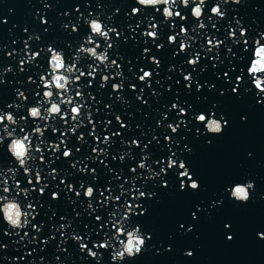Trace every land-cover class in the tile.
<instances>
[{
	"label": "water",
	"instance_id": "obj_1",
	"mask_svg": "<svg viewBox=\"0 0 264 264\" xmlns=\"http://www.w3.org/2000/svg\"><path fill=\"white\" fill-rule=\"evenodd\" d=\"M194 2L185 7L177 0L174 9L161 3L155 6L161 8L157 12L137 0H0V110L11 111L18 120L17 125L5 121L9 131L16 128L12 137L0 130L5 136L0 142V197L5 198L0 201V264H248L264 239L258 236L264 232V92L257 94L247 72L257 58L252 55L254 41L264 32V0H205L200 19L191 14ZM214 4L220 5L223 17L211 13ZM133 7L141 11L132 13ZM165 7L186 19H165ZM91 19H100L105 30L116 29L107 41L93 36L100 44L97 54L107 49V68L90 53L77 51L81 44L95 46L86 43ZM201 21L203 29L198 27ZM153 23L156 38L145 35ZM181 25L187 34L180 33ZM169 35L176 40L169 42ZM210 38L222 43L209 45ZM181 41L187 45L184 50ZM49 46L59 51L63 67L57 69L52 59L48 64ZM197 55L196 65L190 64ZM74 62L85 72L80 81H74L78 72L68 71V63ZM90 64L96 68L94 77L87 75ZM141 69L152 76L141 81ZM48 73L62 76L64 88L53 79L44 88L40 76L50 79ZM255 75L264 77V71ZM113 84L122 87L113 89ZM43 91H51V97H43ZM77 91L82 97H76ZM58 93L71 94L74 103L82 105L78 119L72 120L71 104L59 105L62 113L47 121L28 115V108L38 104L43 105L41 116L45 108L50 115L51 104L60 100ZM200 112L222 116L227 121L222 133H208L205 124L195 120ZM63 113L67 116L62 119ZM170 124L178 126L176 132ZM36 126L44 129L42 136L31 133ZM20 128L33 142L28 152L34 158H24L29 174L8 151L22 139ZM56 144L59 148L53 147ZM65 148L71 150L70 157L63 156ZM169 157L177 166L167 167ZM141 160L144 168L139 167ZM181 160L199 182L197 190L179 176ZM5 179L10 193L2 191ZM17 181L27 194L17 193ZM246 181L254 182L250 199L242 203L231 198V186ZM88 186L95 189L91 198L83 195ZM9 205H15L11 212L24 208L32 213L26 227L10 228L3 220ZM114 221H121L126 230L139 226L146 240L140 254L112 260V252L119 250ZM106 239L107 248L94 247ZM189 250L193 255L185 254Z\"/></svg>",
	"mask_w": 264,
	"mask_h": 264
},
{
	"label": "clouds",
	"instance_id": "obj_2",
	"mask_svg": "<svg viewBox=\"0 0 264 264\" xmlns=\"http://www.w3.org/2000/svg\"><path fill=\"white\" fill-rule=\"evenodd\" d=\"M175 2V0H137V3L141 6H152L155 7L158 4L163 3L164 5L168 6L170 4H173ZM238 2V0H237ZM181 3L187 7L189 5L188 0H181ZM204 0H201L200 4H196L195 2L193 3V6L191 8V14L194 18L196 19H200L203 15V8H204ZM203 6V7H201ZM155 8H159V7H155ZM193 8L195 9V11H193ZM220 8L219 4H214L211 8V13L214 15H217L219 17H223L224 16V12L223 13H218L217 9ZM137 7H133L132 8V13H137ZM197 9H199V12H197ZM163 15L165 17V19H169L172 18L176 15H179V11H175L173 12L171 10L170 7H165L164 8V12ZM182 19H186L185 16L181 17ZM90 30H91V34L87 36L86 38V43L92 44L95 43V48L91 47V48H85L84 44H81L80 48L77 50L78 53L81 51L84 52H88L91 54V57L94 58L95 60L99 61V63H103L105 65V67L107 68V61H108V53H107V49H105L104 51H101L100 54H97L95 49L96 48H100V44L98 42H94L93 40V36H96L97 34L102 37L104 40H108L109 36L105 35L104 31H103V22L100 19H91L90 21H88ZM97 25H100V28H97ZM156 25H154L153 27H155ZM181 32L180 33H184L187 34V28L184 27V25H181ZM198 27H205V25L203 24V22L201 21V23L198 25ZM73 30L75 31V27L73 28ZM108 31L111 32H115L116 29L115 28H110L108 29ZM242 34H245V30H241ZM176 35H169L168 40L169 42H174ZM156 38V37H155ZM260 39H264V32L259 33L258 38L255 39L254 41V49H253V57H257L256 59L252 58V62L247 69H249L248 74L249 76L252 78V84L254 85L255 89L257 90V94L264 92V77H260L255 75V73L257 72H261L264 71V53L260 52V45H259V40ZM245 45L247 46V43H245ZM186 43L184 41H181L180 43V49L184 50L185 49ZM109 48L112 47L111 44L108 45ZM159 47V46H158ZM48 49H51V46H49ZM62 53V51H60ZM38 52L37 53H33V57L38 56ZM50 59H52V57L49 58L48 64L50 62ZM76 60H78V55L75 57ZM191 61V59L189 60ZM112 64H116L115 60H112ZM50 66V65H49ZM57 69H59V62L58 64L55 66ZM71 67H75V62L73 63V65H71ZM89 68L92 67V65H88ZM253 67H256L257 71L256 72H252L250 69H252ZM94 71H96V69H94ZM49 74V73H48ZM117 75H119V73H117ZM62 77V76H61ZM107 75H104V79L106 81L107 79ZM63 78V77H62ZM31 79V78H30ZM54 81L57 80V76L52 78ZM241 79L240 76L237 77V81H239ZM40 80H45V75H41L40 76ZM75 81H80L79 78H75ZM103 86V85H102ZM60 88H64V85L61 84L59 86ZM44 88H47V86L45 85ZM116 88V84H113V89ZM233 91H235V89H233ZM51 91H45V95L43 97H51ZM60 97L61 103L62 104H71V109L77 108V107H82V105L78 104V103H74V98L73 96L70 94L69 96L65 97L63 95V93H58L57 94ZM76 97H82V93L80 91H77L75 93ZM24 99H27V97H25ZM39 105V104H38ZM37 105V106H38ZM9 107H11V105H9ZM36 106H31L28 108V113L29 116L32 118H36L33 117L31 115L33 109ZM60 106L57 105L55 102H53L51 104L50 107V115L47 118H44L43 120L47 121L49 119V117H51L54 114H61V112L57 111V109ZM72 113V120H76L78 115H81L78 112L75 111H71ZM6 115H10V114H6ZM90 115V114H89ZM204 115L203 113H199L197 115H195V120L197 122H201L205 124V128L207 130L208 133H212V134H220L222 133L224 126H226L227 121L223 119V117L221 116L220 119L215 118V113H211V115L208 117V122H204L203 120L200 119V117ZM65 116H67V113H63L61 115V118L63 119ZM21 119H26L25 117H21ZM243 119V117H242ZM67 122V121H65ZM91 122V121H90ZM47 127V124L45 125V128ZM39 128H37L36 130H34L35 132H39ZM54 132L56 131L55 129L53 130ZM2 142V141H0ZM36 150L40 151V147L39 145H36ZM8 151L11 153L12 157L15 158L16 160V156L12 153V147L8 146ZM95 151V150H94ZM42 159V158H41ZM121 159H123V156L121 157ZM169 161H170V157H169ZM25 163L26 161L24 160V163H20L18 161V165L20 167H25ZM144 164L143 160L140 161L139 166L142 167V165ZM171 167V162H170V167ZM179 168H184L185 171L184 172H179V176L181 178L184 177L185 173L188 174V180L190 181V184L188 185L191 189L193 190H197L199 188V182L195 179H192V175L190 174L188 168L186 167V164L183 160L180 161V166ZM134 170V168H132ZM8 171H16L15 168H10L8 169ZM165 171L163 168H161V172ZM39 172V171H37ZM25 174H29L28 172H24ZM158 175V174H157ZM29 184H31V181H28ZM39 182V181H38ZM4 185H5V193H10V189L8 187V180L5 179L4 180ZM83 186V185H81ZM71 187V186H70ZM181 189H183L185 187L184 181L183 179H181V184H180ZM17 189H19V191H17ZM254 189V182L253 181H246L245 183H236L233 186H231V188L229 189L230 191V197L235 199L236 201L242 202V203H246L250 197H251V192L250 190ZM16 191L17 193L23 192L25 194L28 193V189L27 188H20L19 187V181L16 182ZM41 192H43V190H41ZM91 186H89V188L87 190H85V197L91 198ZM77 195H79V192H77ZM140 196H144L145 193L141 192L139 194ZM3 199H5L4 197H0V201H2ZM31 205V208H33V205L31 203H29L27 205V207ZM138 206V205H137ZM128 213V212H126ZM32 215L31 212L29 211H25L24 208L22 211H16V212H9V215H7L6 217H4V221L7 223V225L10 228H14V229H23L24 227H26L30 221L28 220V217ZM128 218V214L124 215L123 219H127ZM193 218H195V213H193ZM117 225H120V228H116L115 225L113 226V228L115 229V232L113 233V238L115 240L119 241V250H114L112 252V260L116 261L117 259L123 260L126 256L127 257H135L136 255L140 254L142 252V249L144 248L145 244H146V240L144 238V234L141 232L139 226H136L135 228H131L130 230H128L127 232L123 231V223L121 221H116ZM228 225H226L227 227ZM33 227L35 228V226L33 225ZM61 227H64V225H61ZM191 230V229H189ZM25 235H27V233H25ZM121 236H126V239H121ZM258 236L260 238H264V232H260L258 233ZM150 238V236H149ZM228 239H232V236L229 235ZM108 240L107 241H101L99 244H94V247L97 248H101V246H103V248H107L108 247ZM83 245L81 246V249H83ZM89 254L93 257H96L97 253L93 252L91 249L89 250ZM188 256L193 255L192 251L189 250L185 253Z\"/></svg>",
	"mask_w": 264,
	"mask_h": 264
},
{
	"label": "snow or ice",
	"instance_id": "obj_3",
	"mask_svg": "<svg viewBox=\"0 0 264 264\" xmlns=\"http://www.w3.org/2000/svg\"><path fill=\"white\" fill-rule=\"evenodd\" d=\"M176 2H177V0H175V2L172 4V5H173V9H174V7H175V5H176ZM190 2H194V0H188V3H189V4H190ZM195 3H196V4H200V3H201V0H198V2H195ZM204 3H205V0H204ZM162 4H163V3H162ZM160 10H161V8H158V9L156 8V11H157V12H159ZM140 11H141V9L138 8V9H137V13L140 12ZM162 11L164 12V8L162 9ZM174 12H175V11H174ZM197 12H199V9H197ZM217 12H218V13H223L222 8L220 7L219 9H217ZM175 17H180V18H181V17H182L181 12L179 11V15H176ZM181 19H182V18H181ZM182 20H183V19H182ZM203 24H204V23H203ZM154 25H155L154 23L150 25V28L153 29V30L147 31V32L145 33L146 36H148V37H152V38L157 37L158 33H157V31L155 30V29H156V26L153 27ZM97 28L99 29V28H100V25H97ZM199 28L203 29L204 27H199ZM242 29H243V28L240 29V35H241V36H244V35L242 34V31H241ZM243 30H245V29H243ZM103 31H104L105 35H107V36H109V33L111 32V31H108V29L105 30V26H104V24H103ZM180 32H181V27H180ZM118 34H119V33H117V35H118ZM229 35L234 37V36H235V32H234V31H231V32H229ZM174 39L176 40V36L174 37ZM106 41H107V40H106ZM221 43H222V41H220V40H214V39H211V38L208 39V44H209V45H213V44L219 45V44H221ZM244 43H248V41L245 40ZM108 45H109V44H108ZM259 45H260V52H261V53H264V42H262V39L259 40ZM26 46H27V45H26ZM93 48H95V46H93ZM185 48H186V46H185ZM96 50H98V48H96ZM48 51H49V53H50V57H52V61H53V63L55 64V66H56V65L58 64V62H59V68L63 67V63L60 61L59 51L56 50L54 47H51V49H48ZM144 51L147 52L148 49L145 48ZM100 52H101V51H100ZM38 54H39V53H38ZM32 58H33V53L28 57V59L31 60ZM78 58H79V57H78ZM64 59H65V56H64ZM198 59H199V56L197 55L195 58L191 59V61H188V62H189L190 64H192V65H196ZM152 60H153L154 62H156V63H159V61H157L155 57H152ZM21 63L23 64L24 61H21ZM111 63H112V61H111ZM251 63H253V62L251 61L250 64H251ZM101 64H103V63H101ZM68 65H73V63H70V64L68 63ZM90 69H91V70L87 72V75H88L89 77H94L95 72H96V71H94V69H96V68L92 65V67H91ZM250 70H251L252 72H256V71H257L256 67H253V68L250 69ZM68 71H69V72H73V73L78 72L79 74H78V75H75V77H76V78H79V80L81 79L82 76L85 75V72H84V71H81L79 68H77V65H76V64H75V67H71V68H69ZM141 71H142V75L139 76V79H140L141 81H144L146 78H150V77L152 76V72H150V71L143 70V69H141ZM247 71H249V69H247ZM48 75L50 76V79H49V78H46V76H45V80H44L43 85H44V86L46 85L47 87H50L48 81L52 80V77H51L50 74H48ZM61 79H63L61 76H57V80L55 81V83H56V85H57L58 87L61 85V84H60V80H61ZM108 79H109V77H107L106 81H107ZM184 79H185L186 81L190 80V79H191V75H190V74H189V75H186V76L184 77ZM102 80L105 81L104 76H102ZM74 81H75V80H74ZM89 83H91V81H89ZM112 87H113V85H112ZM121 87H122L121 84H116V88H115V89H119V88H121ZM133 87H134V85H133ZM51 94H52V93H51ZM65 94H66V93H63V95H65ZM37 95H39V94H37ZM44 95H45V91H43V96H44ZM18 96H20L21 98H25V94H24V92H18ZM57 96H58V95H57ZM48 103H51V101H49ZM55 103H56L57 105H62L61 100H59V102H57L56 98H55ZM42 106H43L42 104H39L37 107H35V108L33 109L32 113H31V115H32L33 117H36V118H39V119L47 118V117L49 116V114H48V112L45 110L46 108L44 109V112L46 113V115L41 116ZM172 107H173V108H176L177 105H176V104H173ZM57 111H59V112L62 113V108L59 107V108L57 109ZM71 111H75V112H78V113L82 114V107H77V108L71 109ZM184 111H185V109L180 108V112H181V113H183ZM200 113H203V114H204V115H202V116L200 117V119L203 120L204 122H208V117H209L210 115H206L204 112H200ZM6 114H10V115H6ZM28 115H29V113H28ZM79 116H80V115H78L76 119H78ZM14 117H15V119H14ZM116 120H117V121H120V117L117 116V117H116ZM5 121L11 122V124H13V125H17V124H18L17 117L14 116V114H13L11 111H3V110H0V130H2L3 132H5L6 135H7V137H12V136H13V133L16 132V128H15V127H14V128H11V130L9 131L10 124H9V123H5ZM109 123H110V122H109ZM122 126H123V125H122ZM169 127L171 128L172 132H176V131H177V128H178V126H173V125H171V124L169 125ZM37 128H39L40 131H39V132H35V133H39V135L42 136L43 133H44V129H43L42 127H40V126H36L35 128H32V129H31V133H34V130H36ZM53 130H54V129H53ZM55 130H56V129H55ZM72 130L75 131V129H72ZM20 131L23 133L22 139H21V140H18V141H16L15 143L12 144V153H13L17 158H19V162L23 164V163H24V158H25L26 155H29V156L31 157V159L34 158V157H32V152H31V153L28 152V149H29V148H31V150H32L33 142H32V139L29 138V132H25V129H24V128H20ZM114 135H115V133H114ZM4 139H5V136L0 135V141L3 142ZM97 139H99V137H97ZM108 139H109L108 136H105V137H104V140H105V141H107ZM166 139H167V137H166ZM132 143H133V144H138L139 142L136 141V140H133ZM37 145H39V144H37ZM53 147H54V148H59V144L53 145ZM94 150H95V151H94ZM36 151H37V150H36ZM92 151H93V152H96L97 149H96V148H93ZM100 151H103V149H101ZM70 155H71V150L68 149V148H65V150L63 151V156H64V157H70ZM41 158L43 159V157H41ZM170 162H171V167L177 166V160L174 159V158H172V157H170V161H169V158H168V162H167V167H168V168L170 167ZM179 166H180V162H179V164H178V167H179ZM139 167H140V168H144V167H145V164H143L142 167H141V166H139ZM22 168H23V171H24V172H28V173H30V169H29L28 166H25V167H22ZM180 169H182V171H180V172H184V171H185L184 168H180ZM164 170H165V169H164ZM53 171H55V169H53ZM131 171H132V172H135L136 169H135V168H134V170L131 169ZM93 172H95V169H93ZM184 177H187V178H188V174L185 173ZM35 179H36L37 182L41 180L40 172H36V174H35ZM192 179L195 180L193 177H192ZM29 181H31V183H32V179H31V176H30V175H29ZM81 187H83V186H81ZM88 188H89V186L86 188V190H87ZM21 189H22V188H21ZM41 190L44 191L43 187L40 188V191H41ZM2 191L5 192L4 181H3ZM141 192H142V191H141ZM141 192H140V193H141ZM94 193H95V189H94L93 187H91V193H90L91 197L94 196ZM140 193H139V194H140ZM143 193H144V192H143ZM56 195H57V193L54 192V193H53V197H55ZM83 195L85 196V191H84ZM101 195H103V193H101ZM114 199L119 200L120 197H119V196H116V197H114ZM89 207H92L91 203L89 204ZM28 208L31 209V205H29ZM14 209H15V205H9L7 210H8L9 212H11V211L14 210ZM131 210H132L131 207H129V211H131ZM126 214H128V213L125 212L124 215H126ZM96 219H97V220H100V217L97 216ZM114 225H115L116 228H120V225L117 226L116 221L113 222L112 227H113ZM32 226H33V225H32ZM34 226L36 227V225H34ZM61 228H63V227H61ZM122 230L125 231V232L128 231V230L125 229V227H123ZM22 238H23V237H22ZM75 239L80 240L81 238H80L79 236H77V237H75ZM105 241H107V239H106ZM82 245L84 246L83 249H84V248H87V249H88V252H89V250H90L91 248H88V245H86V244H81V246H82ZM101 248H103V246H101ZM91 250H92V249H91ZM93 252H94V251H93Z\"/></svg>",
	"mask_w": 264,
	"mask_h": 264
}]
</instances>
